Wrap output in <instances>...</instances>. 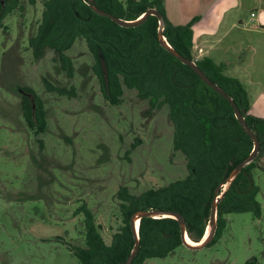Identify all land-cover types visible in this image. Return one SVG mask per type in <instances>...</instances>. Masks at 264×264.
<instances>
[{
  "label": "rangeland",
  "instance_id": "374dc122",
  "mask_svg": "<svg viewBox=\"0 0 264 264\" xmlns=\"http://www.w3.org/2000/svg\"><path fill=\"white\" fill-rule=\"evenodd\" d=\"M22 2L24 11H13L0 26V264H78L65 244L84 243L82 215L74 214L82 203L109 245L122 223L120 188L138 195L183 179L185 161L172 149L167 106L152 111L127 89L119 105H109L83 40L65 52L74 67L71 78L53 52L35 60L28 39L39 23L41 0L33 6ZM238 32L253 37L235 29L221 32L213 44L216 57L222 50L224 59L236 57L232 45ZM48 87L73 88L75 94ZM19 88L41 100L43 134L36 136L26 126ZM253 179L258 216L227 214L211 245L180 246L145 264H264V171L255 170Z\"/></svg>",
  "mask_w": 264,
  "mask_h": 264
},
{
  "label": "trees",
  "instance_id": "16d2710c",
  "mask_svg": "<svg viewBox=\"0 0 264 264\" xmlns=\"http://www.w3.org/2000/svg\"><path fill=\"white\" fill-rule=\"evenodd\" d=\"M24 0H0V26L13 11H24ZM37 0H26L33 6ZM94 5L123 20H135L148 9L163 17L166 43L185 59L194 61L202 73L231 98L247 126L259 141L254 161L246 165L226 189L217 205L216 230L208 245L219 238L227 214L259 215V192L253 179L255 170H264V119L250 113L251 105L243 85L223 73V65L210 58H196L192 52L193 18L185 25H173L166 17L164 0H93ZM41 15L28 47L35 60L46 51L53 52L68 78L73 76L71 59L65 55L76 41H84L98 79L100 91L111 106L119 105L123 90H133L155 111L167 106V118L173 127L172 149L180 152L187 175L166 186L148 189L138 195L120 188L117 197L121 226L107 245L95 223L93 212L82 203L75 211L83 218L84 243L81 247L65 244L78 264H125L134 247L130 218L138 211L159 210L180 215L192 242H199L208 225L216 189L230 172L244 161L253 142L234 117L228 101L202 82L179 62L157 38L158 19L149 16L140 26L123 28L94 13L87 0H41ZM33 95L35 109L22 98V117L36 135L46 129V114L39 97ZM60 95L69 90L48 87ZM69 95V94H68ZM39 143H41L39 141ZM222 187L219 189L221 192ZM139 247L131 264L163 259L182 245L179 223L172 218H141L138 225ZM246 264H249L248 262Z\"/></svg>",
  "mask_w": 264,
  "mask_h": 264
},
{
  "label": "crops",
  "instance_id": "0c3cea01",
  "mask_svg": "<svg viewBox=\"0 0 264 264\" xmlns=\"http://www.w3.org/2000/svg\"><path fill=\"white\" fill-rule=\"evenodd\" d=\"M164 8L173 25H185L198 18L192 26L194 56L223 65L224 75L237 79L246 90L250 113L264 119V0H164ZM234 29L253 37H241L243 34L238 32L239 39L232 45L236 57L224 59L225 50L216 57L215 39L221 32Z\"/></svg>",
  "mask_w": 264,
  "mask_h": 264
},
{
  "label": "water",
  "instance_id": "95a60500",
  "mask_svg": "<svg viewBox=\"0 0 264 264\" xmlns=\"http://www.w3.org/2000/svg\"><path fill=\"white\" fill-rule=\"evenodd\" d=\"M88 5L90 7V9L96 13L99 16H103L106 17L108 19H110L112 22H114L115 24H117L120 27L123 28H135L140 26L149 16H154L158 19V30H157V38H158V42L159 44L165 48L173 57H175L179 62H181L182 64H184L185 66H188L198 77L199 79L204 82L207 86H209L210 88H212L216 93H218L219 95H221L223 98H225L228 103L230 104L232 110H233V114L235 119L237 120V122L240 124V126L242 127V129L244 130V132L250 137V139L253 142V149L251 151V153L248 155V157L242 161L240 164H238L228 175V177L226 178L225 183H223L222 185H220L216 191H215V195L212 201V205L210 208V215H209V220H208V225L207 228L205 230L204 236L203 238L195 243L194 245L189 244V242L187 240L188 237L186 235L185 232V223L183 218L176 214V213H171V212H164V211H159V210H145V211H138L135 212L129 221L130 224V228L131 231L133 233V237H134V247L130 253V255L128 256L125 264H131L139 247V237H138V225H139V221L141 218H164V217H169L172 219H175L180 226V233H181V238H182V245L188 249L191 250H198V249H202L205 246H207L211 240L213 239L215 230H216V219H217V205L219 203V201L221 200V198L223 197L224 192L226 191V189L230 186V184L233 182V180L236 178V176L240 173V171L249 163H251L252 161H254V159L257 156V153L259 151V141L257 139V137L255 136V134L251 131V129L247 126L243 116L241 115L239 109L237 108L236 104L234 103V101L229 98L225 92L218 86H216L215 84H213L203 73L202 71L196 66L194 61L185 59L184 57H182L179 53H177L175 50H173L167 43L166 40L163 36V29H164V20L162 15L156 10V9H148L146 10L140 17H138L135 20H123L120 19L118 17H115L107 12H103L100 9H98L94 3L93 0H87ZM222 187L221 192H219V189ZM137 224V227H136ZM208 231V232H207ZM207 232V235H206ZM192 242V241H191Z\"/></svg>",
  "mask_w": 264,
  "mask_h": 264
},
{
  "label": "flooded vegetation",
  "instance_id": "af4514ba",
  "mask_svg": "<svg viewBox=\"0 0 264 264\" xmlns=\"http://www.w3.org/2000/svg\"><path fill=\"white\" fill-rule=\"evenodd\" d=\"M18 90H19V93L21 94V97L26 98L28 100V102L30 103V105L32 106V110H34L35 109V104H34L35 98L33 97V95L31 93L26 92V91H22L20 88Z\"/></svg>",
  "mask_w": 264,
  "mask_h": 264
},
{
  "label": "bare ground",
  "instance_id": "6f19581e",
  "mask_svg": "<svg viewBox=\"0 0 264 264\" xmlns=\"http://www.w3.org/2000/svg\"><path fill=\"white\" fill-rule=\"evenodd\" d=\"M136 227H137V224H136ZM208 232V231H207ZM207 232H206V235H207ZM188 242H189V244H192V245H194V243L193 242H191L190 240H187Z\"/></svg>",
  "mask_w": 264,
  "mask_h": 264
},
{
  "label": "built area",
  "instance_id": "2783aa9c",
  "mask_svg": "<svg viewBox=\"0 0 264 264\" xmlns=\"http://www.w3.org/2000/svg\"><path fill=\"white\" fill-rule=\"evenodd\" d=\"M253 16V15H252ZM201 50H199V52H200Z\"/></svg>",
  "mask_w": 264,
  "mask_h": 264
}]
</instances>
